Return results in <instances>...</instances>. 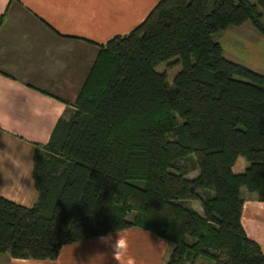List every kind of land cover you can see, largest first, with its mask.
Here are the masks:
<instances>
[{
    "label": "trees",
    "instance_id": "obj_1",
    "mask_svg": "<svg viewBox=\"0 0 264 264\" xmlns=\"http://www.w3.org/2000/svg\"><path fill=\"white\" fill-rule=\"evenodd\" d=\"M263 19L264 0H162L101 46L73 111L34 145L36 203L0 198V255L54 261L137 229L172 246L167 264H264L241 225L244 193L264 204V76L213 39L246 23L264 38ZM170 60L171 86L156 71Z\"/></svg>",
    "mask_w": 264,
    "mask_h": 264
},
{
    "label": "crops",
    "instance_id": "obj_2",
    "mask_svg": "<svg viewBox=\"0 0 264 264\" xmlns=\"http://www.w3.org/2000/svg\"><path fill=\"white\" fill-rule=\"evenodd\" d=\"M160 1L0 0V198L33 207L34 145H46L73 111L100 47L129 35ZM216 42L224 59L264 76V38L250 23ZM241 225L264 254V204L250 195ZM118 234L126 242L119 260L96 239L64 247L54 261L0 255V264H167L173 248L165 241L137 229Z\"/></svg>",
    "mask_w": 264,
    "mask_h": 264
},
{
    "label": "rangeland",
    "instance_id": "obj_3",
    "mask_svg": "<svg viewBox=\"0 0 264 264\" xmlns=\"http://www.w3.org/2000/svg\"><path fill=\"white\" fill-rule=\"evenodd\" d=\"M263 24H264V19H263ZM217 38V35L213 36V39L216 40ZM175 60V59H174ZM174 60H170L166 63H163L162 65H160L158 68H156V71L159 73V74H162L165 76V79L167 81V83L171 86L173 84V79L174 77L176 76V74L180 71V67L178 65H176L174 63ZM247 167V164L245 162V160L239 158L237 161H236V164L235 166L233 167V172L235 174H241L244 172V168ZM197 176V172H191V175L188 176L189 179H193ZM249 194L247 193H244V198L245 196H247ZM189 208L193 211H195L196 213L198 214H202V211L200 209V205L198 203H190L189 204ZM150 235V234H149ZM157 238V237H156ZM171 246V245H169ZM198 264H206L205 262L203 261H199Z\"/></svg>",
    "mask_w": 264,
    "mask_h": 264
},
{
    "label": "clouds",
    "instance_id": "obj_4",
    "mask_svg": "<svg viewBox=\"0 0 264 264\" xmlns=\"http://www.w3.org/2000/svg\"><path fill=\"white\" fill-rule=\"evenodd\" d=\"M191 175V173H189ZM117 238H113V234L109 233L107 235H101L98 237L100 243L107 245L112 250V256L114 260H119L120 256L123 254V251L126 247L125 240L117 233L115 234Z\"/></svg>",
    "mask_w": 264,
    "mask_h": 264
}]
</instances>
